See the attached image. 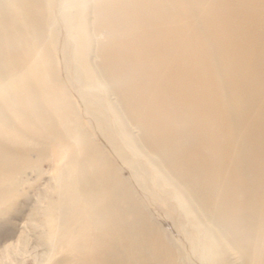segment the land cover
I'll use <instances>...</instances> for the list:
<instances>
[{"label": "bare ground", "instance_id": "bare-ground-1", "mask_svg": "<svg viewBox=\"0 0 264 264\" xmlns=\"http://www.w3.org/2000/svg\"><path fill=\"white\" fill-rule=\"evenodd\" d=\"M26 203L34 264H264V0H0V210Z\"/></svg>", "mask_w": 264, "mask_h": 264}, {"label": "rangeland", "instance_id": "rangeland-1", "mask_svg": "<svg viewBox=\"0 0 264 264\" xmlns=\"http://www.w3.org/2000/svg\"><path fill=\"white\" fill-rule=\"evenodd\" d=\"M46 180H47V177L45 176V177L41 178V180H39L36 183L37 185H33V186L36 188V187H38V185H40V187H41L44 183L46 184V182H43ZM17 200H18L17 201L18 203L22 202V200L20 198ZM26 205L27 206H25V208L17 211V213H15V212H16V209H20L19 205H17L16 208H13V211L9 214L5 213L3 211V209L0 210V264H14V263L15 264H20V263L21 264H34L33 257L31 254H29L30 252H32L33 244L35 246L37 245L39 247V251L43 250V243L38 242L35 239L36 235H39V233L41 234V227L36 225V230L32 234L33 230L29 227L30 224L26 220L27 219L26 214L28 213L27 210H30L32 208V204L26 203ZM178 214H180L179 211H178V213L177 212L172 213L171 214L172 220L177 225L179 223H181V225L184 228L191 229L193 231L191 233L192 239H194V240L196 239V234H198L199 238H201L200 234L196 232L197 228L195 227L194 224H192L190 222L189 218L186 219L185 216H183L181 214L178 215ZM159 220H161V219H159ZM162 221L164 222L165 220H162ZM21 223H25V225L20 226ZM28 229H30V230H28ZM37 230H39V231H37ZM19 232H21V234ZM28 233H30V234H28ZM18 234L20 237L18 236ZM17 236H18V238H17ZM29 237L32 240L28 239ZM20 238H21V242H17V240ZM15 261H17V263Z\"/></svg>", "mask_w": 264, "mask_h": 264}]
</instances>
